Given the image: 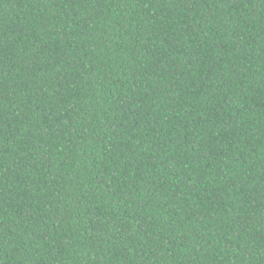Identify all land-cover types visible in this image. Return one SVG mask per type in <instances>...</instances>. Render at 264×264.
<instances>
[{
  "label": "trees",
  "instance_id": "1",
  "mask_svg": "<svg viewBox=\"0 0 264 264\" xmlns=\"http://www.w3.org/2000/svg\"><path fill=\"white\" fill-rule=\"evenodd\" d=\"M0 264H264V0H0Z\"/></svg>",
  "mask_w": 264,
  "mask_h": 264
}]
</instances>
